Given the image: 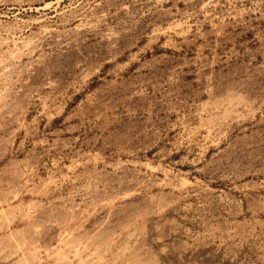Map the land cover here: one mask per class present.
<instances>
[{
	"label": "rangeland",
	"instance_id": "obj_1",
	"mask_svg": "<svg viewBox=\"0 0 264 264\" xmlns=\"http://www.w3.org/2000/svg\"><path fill=\"white\" fill-rule=\"evenodd\" d=\"M0 264H264V0H0Z\"/></svg>",
	"mask_w": 264,
	"mask_h": 264
}]
</instances>
